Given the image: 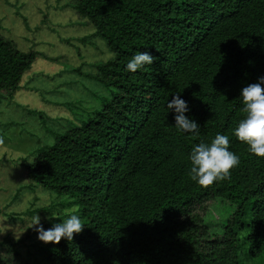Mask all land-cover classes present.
Returning <instances> with one entry per match:
<instances>
[{"label": "trees", "instance_id": "16d2710c", "mask_svg": "<svg viewBox=\"0 0 264 264\" xmlns=\"http://www.w3.org/2000/svg\"><path fill=\"white\" fill-rule=\"evenodd\" d=\"M71 2L94 28L81 41L99 38L112 53L91 78L115 91L52 145L36 142L20 176L65 198L37 212L59 219L61 210L76 208L84 227L72 241L44 247L28 245L26 235L6 237L0 252L21 264H264V158L234 136L245 117L240 90L264 76V0ZM138 52L153 63L126 71ZM37 56L0 36V93L14 95ZM173 95L186 101L195 133L176 129L166 107ZM217 134L228 136L239 164L202 187L190 178L188 154ZM216 200L235 207L219 231L205 220ZM21 247L34 256H22Z\"/></svg>", "mask_w": 264, "mask_h": 264}, {"label": "rangeland", "instance_id": "374dc122", "mask_svg": "<svg viewBox=\"0 0 264 264\" xmlns=\"http://www.w3.org/2000/svg\"><path fill=\"white\" fill-rule=\"evenodd\" d=\"M71 4V0H0V36L12 41L19 51L38 54L15 94L0 93V242L26 235L28 245H46L34 243L41 241L32 221L38 215L40 223H50L45 220L50 215L38 209L56 199L65 203V198L25 181L20 176L22 165L38 150L36 142L52 145L54 135L86 122L115 91L92 80L95 66L111 59L112 53L99 38L81 41L94 33V28ZM234 210L233 205L216 200L208 206L205 220L217 225L219 231ZM74 211L76 208L61 210L60 218L52 220L61 222ZM203 211L197 214L201 216ZM238 237V258L244 259V233ZM27 248H17V252L33 257V249L26 253ZM3 259L21 264L5 251L0 252V264Z\"/></svg>", "mask_w": 264, "mask_h": 264}, {"label": "clouds", "instance_id": "9594fccd", "mask_svg": "<svg viewBox=\"0 0 264 264\" xmlns=\"http://www.w3.org/2000/svg\"><path fill=\"white\" fill-rule=\"evenodd\" d=\"M154 57L148 52H138L131 57L125 70L135 72L145 65L153 63ZM239 99L243 105L245 117L234 130L237 140L247 145L250 155L264 158V76L259 77L256 83L248 84L240 90ZM168 111L174 113L175 127L181 133H195L199 125L185 116L188 106L185 100L178 95H173L167 102ZM190 161V178L196 184L207 187L214 182L227 179L231 169L239 164V157L229 150V138L217 134L210 143L193 145L188 154ZM53 215L46 216L45 220L51 227L44 229L37 215L32 226H36L37 239L44 244H58L61 238L73 240V234H79L84 225L77 214H71L61 222H54ZM31 226V227H32Z\"/></svg>", "mask_w": 264, "mask_h": 264}]
</instances>
